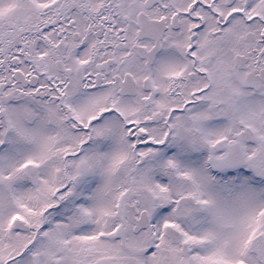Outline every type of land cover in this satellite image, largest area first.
Masks as SVG:
<instances>
[{
	"label": "snow or ice",
	"instance_id": "obj_1",
	"mask_svg": "<svg viewBox=\"0 0 264 264\" xmlns=\"http://www.w3.org/2000/svg\"><path fill=\"white\" fill-rule=\"evenodd\" d=\"M0 264H264V0H0Z\"/></svg>",
	"mask_w": 264,
	"mask_h": 264
}]
</instances>
